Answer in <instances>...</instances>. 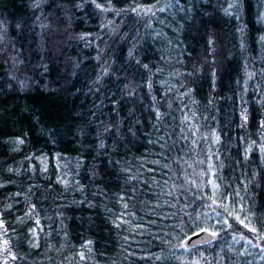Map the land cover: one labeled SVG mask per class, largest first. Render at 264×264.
I'll list each match as a JSON object with an SVG mask.
<instances>
[{"label":"trees","instance_id":"16d2710c","mask_svg":"<svg viewBox=\"0 0 264 264\" xmlns=\"http://www.w3.org/2000/svg\"><path fill=\"white\" fill-rule=\"evenodd\" d=\"M179 5L0 0V264H243L239 221L264 235V0Z\"/></svg>","mask_w":264,"mask_h":264},{"label":"rangeland","instance_id":"374dc122","mask_svg":"<svg viewBox=\"0 0 264 264\" xmlns=\"http://www.w3.org/2000/svg\"><path fill=\"white\" fill-rule=\"evenodd\" d=\"M165 1V0H164ZM101 15L103 17L106 16V14L109 12L108 11V8L107 7H103V9L101 10ZM45 29V28H43ZM1 31H0V37H3L1 35ZM2 39H0V42L2 41ZM60 39V36L58 38H56L54 40V43H57ZM11 63H13V61H11ZM228 153V152H227ZM230 154V153H228ZM201 157L202 159L205 161V164L203 165L204 167V175L205 177L206 176H211V173H212V165H211V156H210V151H209V148L207 146H204L203 147V150H202V154H201ZM218 163L220 161V158H219V154H218V157H217V160H216ZM222 163L220 161V167H221ZM231 168H232V165L230 164ZM220 169V168H219ZM211 177L208 178V182H211ZM219 189V193L223 195V192H225V188L223 185H221L220 187H218ZM229 193L228 195H225V206L226 207H234V208H237V209H241V203L243 201L242 199V196L240 194V192L238 190H236L235 188H231L229 187ZM242 222V223H241ZM245 225H247V227H245ZM240 229V232H239V236H245V238L243 237V242L245 244V247L239 254H238V257L240 259V261L243 263V264H264V239H258L257 237L259 236V234H256V233H253L250 231V229H253V226L247 222L246 219L244 220H241L239 221V224L237 225ZM202 230V229H201ZM209 232H212L210 230H208ZM217 238V236H216ZM249 238V239H248ZM184 239V238H183ZM240 239V238H238ZM248 240H251L252 241V244H248L247 241ZM182 241H180V245H181V249H182V252L183 253H186L188 251L184 250L183 246H182ZM255 244V245H258V247H253L252 245ZM233 250V248L231 249V251ZM254 252H257L259 253V257L260 258H257L253 255ZM234 253V252H233ZM164 259V260H167L168 257H162L161 255L159 254H156L154 256V259Z\"/></svg>","mask_w":264,"mask_h":264},{"label":"snow or ice","instance_id":"6c2138e0","mask_svg":"<svg viewBox=\"0 0 264 264\" xmlns=\"http://www.w3.org/2000/svg\"><path fill=\"white\" fill-rule=\"evenodd\" d=\"M173 2H175V4L178 6L179 10L180 11H184L185 9L183 8V6L179 5V0H168V6L171 7ZM239 5H240V0H227V7H225L223 9L224 13L226 15H233V12L232 10L235 9L236 12H239ZM97 7H100V5H97ZM165 9L164 8H161L160 11H164ZM150 11V9L148 10ZM154 15V13H153ZM0 30H2V26H0ZM0 39H2V37H0ZM144 67H147V65H145ZM21 85L23 86V82H21ZM159 115V114H157ZM163 139V138H161ZM216 140L219 141V137L217 136L216 137ZM16 143H23V139H18L16 141ZM101 147H103V145H101ZM8 207H11V205H9ZM223 227H230L229 223L227 220H224V219H220L218 221ZM235 222V221H233ZM39 223V221H37V224ZM242 223V222H241ZM245 227H247V225H245ZM0 229H3V232L0 233V237L2 236H6L7 235V229L4 227V221L3 220H0ZM202 231L204 234H207V235H210V236H217L218 235V232L216 231H212V232H209L208 229H203L202 228ZM251 232L253 233H256V229H250ZM193 232H195V229H193ZM199 235V234H197ZM258 239H264V235H259L257 237ZM91 242H89L90 244ZM248 244H252V241L251 240H248L247 241ZM253 247H258V245H255L253 244L252 245ZM87 248V245L85 246ZM2 249L4 252H9V242L7 239H3V244H2ZM88 251H91L90 248H87ZM80 258L81 259H84V256H83V253L80 254ZM11 259L15 260L17 259L16 256H11ZM3 264H7V260H4L3 261Z\"/></svg>","mask_w":264,"mask_h":264},{"label":"water","instance_id":"95a60500","mask_svg":"<svg viewBox=\"0 0 264 264\" xmlns=\"http://www.w3.org/2000/svg\"><path fill=\"white\" fill-rule=\"evenodd\" d=\"M199 234V235H197ZM216 236H210L204 234L202 230L188 236L183 241V247L186 250L199 248L211 244L215 240Z\"/></svg>","mask_w":264,"mask_h":264}]
</instances>
